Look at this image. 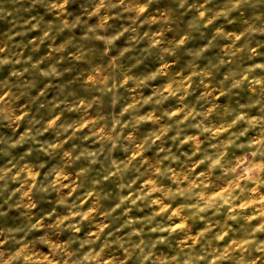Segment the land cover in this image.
Segmentation results:
<instances>
[{
  "label": "clouds",
  "instance_id": "9594fccd",
  "mask_svg": "<svg viewBox=\"0 0 264 264\" xmlns=\"http://www.w3.org/2000/svg\"><path fill=\"white\" fill-rule=\"evenodd\" d=\"M0 264H264V0H0Z\"/></svg>",
  "mask_w": 264,
  "mask_h": 264
}]
</instances>
